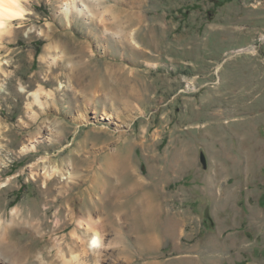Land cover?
I'll list each match as a JSON object with an SVG mask.
<instances>
[{"label":"rangeland","instance_id":"1","mask_svg":"<svg viewBox=\"0 0 264 264\" xmlns=\"http://www.w3.org/2000/svg\"><path fill=\"white\" fill-rule=\"evenodd\" d=\"M23 6L0 36L2 249L264 264V0Z\"/></svg>","mask_w":264,"mask_h":264},{"label":"bare ground","instance_id":"2","mask_svg":"<svg viewBox=\"0 0 264 264\" xmlns=\"http://www.w3.org/2000/svg\"><path fill=\"white\" fill-rule=\"evenodd\" d=\"M24 0H0V36L9 31L11 29L13 21L22 20L25 18V15L27 14V9L25 6H23ZM79 5V12L88 13L89 8L80 1ZM75 8L73 3L67 2L64 6H62L63 13L67 20H70V15L72 14L73 9ZM51 63L55 62V58H50ZM42 88V87H41ZM43 89V88H42ZM42 89H38L36 93L33 95L38 100V97L40 95V92H42ZM45 92V91H44ZM41 96V95H40ZM45 174L48 176L50 173L46 170ZM70 177V173H69ZM15 216L17 218H20L22 216V211L18 207L15 211ZM8 222L2 218V215H0V264H21L19 260L13 255L12 252H6L2 249L1 245L6 243L7 240V232H8ZM93 241H96L95 244H98L100 242V237L97 232H94L93 234ZM62 264H67L66 258L64 257L63 253L61 256ZM48 264V263H47Z\"/></svg>","mask_w":264,"mask_h":264},{"label":"water","instance_id":"3","mask_svg":"<svg viewBox=\"0 0 264 264\" xmlns=\"http://www.w3.org/2000/svg\"><path fill=\"white\" fill-rule=\"evenodd\" d=\"M201 161H202L203 164L205 163L204 159H203V155L201 156Z\"/></svg>","mask_w":264,"mask_h":264},{"label":"snow or ice","instance_id":"4","mask_svg":"<svg viewBox=\"0 0 264 264\" xmlns=\"http://www.w3.org/2000/svg\"><path fill=\"white\" fill-rule=\"evenodd\" d=\"M96 243V241H93V244H95Z\"/></svg>","mask_w":264,"mask_h":264}]
</instances>
